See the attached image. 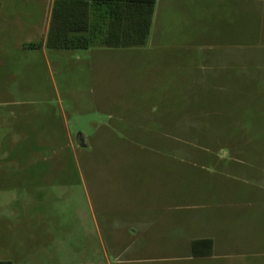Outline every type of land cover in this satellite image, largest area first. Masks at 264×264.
I'll list each match as a JSON object with an SVG mask.
<instances>
[{
    "label": "rangeland",
    "instance_id": "rangeland-1",
    "mask_svg": "<svg viewBox=\"0 0 264 264\" xmlns=\"http://www.w3.org/2000/svg\"><path fill=\"white\" fill-rule=\"evenodd\" d=\"M6 3L0 260L264 264V110L255 108L264 94H254L264 90V0H156L148 40L158 44L123 62L46 47V0ZM89 67L96 77L82 74ZM42 167L48 172H28ZM159 175L171 179L178 204L172 248L140 253L122 213ZM202 231L218 247L190 260L188 238ZM125 247L132 252L116 259L113 250Z\"/></svg>",
    "mask_w": 264,
    "mask_h": 264
},
{
    "label": "crops",
    "instance_id": "crops-1",
    "mask_svg": "<svg viewBox=\"0 0 264 264\" xmlns=\"http://www.w3.org/2000/svg\"><path fill=\"white\" fill-rule=\"evenodd\" d=\"M55 0H46L44 9V17L42 24V43H44L47 36L48 28L51 22V14L53 11V4ZM57 7V25L60 31L69 30L74 27H82L87 30L82 31L81 34L89 36L93 39V44L85 48L87 51H96L102 54L105 58L115 57L122 62L124 59L129 58L131 55L142 52L146 45L158 44V39H149L150 29L153 23V15L156 0L154 1L153 11L151 16V24L147 37L140 44V24L144 25L143 18L140 10H134L130 7H124L120 10L107 9L97 7L96 2L92 0H82L76 4H70L65 0H58ZM12 7L7 5L6 0H0V14L11 12ZM104 11V12H103ZM119 15V16H118ZM111 44L128 45V47H105L99 46L103 41ZM157 42V43H156ZM45 58L48 57L44 53ZM59 63L60 61L57 60ZM86 77H96L97 71L89 67L86 72L82 73ZM81 74V75H82ZM253 79H258L253 77ZM264 81V78H263ZM258 86V85H257ZM259 87V86H258ZM96 82L89 81L87 88L88 92H96ZM255 98H260L263 91H257L255 88ZM256 110H264V96L263 101H258L255 105ZM84 136V135H83ZM85 142L87 138L84 136ZM30 174L47 173L48 168L42 167L40 169H32L28 171ZM30 179L35 182L36 177L30 175ZM153 179V183H145L144 187L139 189L138 198H128L127 207L123 209L122 217L125 216L129 220L130 225L134 228L141 241L137 247L140 253H167L172 248L171 236L176 231V217H177V200L176 194L173 191V185L169 177L157 176L149 177ZM117 204V202H116ZM125 205V203H122ZM203 226V225H202ZM204 231L200 235L191 236L188 238L187 247L189 246L188 259H200L210 257L214 254L215 249L218 247L216 244L217 237L214 235H204ZM153 237L158 240L154 245L150 244L149 239ZM210 238L213 241L211 253L205 254L206 247H201V255H193L191 251V242L195 239ZM166 240L162 242V240ZM135 249V248H134ZM131 248H122L120 250H113L116 259H121L122 254L125 255L131 251Z\"/></svg>",
    "mask_w": 264,
    "mask_h": 264
},
{
    "label": "trees",
    "instance_id": "trees-1",
    "mask_svg": "<svg viewBox=\"0 0 264 264\" xmlns=\"http://www.w3.org/2000/svg\"><path fill=\"white\" fill-rule=\"evenodd\" d=\"M70 2V4H76L82 0H65ZM96 2L97 7H103L104 10L114 9L120 10L124 7H130L134 10H140V14L143 18L144 25L142 27V22L140 24V44L144 41L143 39L147 37L151 24V16L153 11V5L155 0H92ZM58 0L54 1L53 11L51 14V22L48 28L47 36L45 38L44 44L48 48L53 49H85L91 46H95L93 39L89 36L82 35L81 32L87 30L82 27H74L69 30L60 31L57 25V7ZM104 12V11H103ZM119 16V15H118ZM30 47H38L41 43H31ZM99 46L105 47H128V45H118L107 43L105 40L103 44ZM213 241L210 238L195 239L191 242V251L193 255H201V247H206L207 251L205 254L211 253V248ZM0 264H12L10 260H0Z\"/></svg>",
    "mask_w": 264,
    "mask_h": 264
},
{
    "label": "water",
    "instance_id": "water-1",
    "mask_svg": "<svg viewBox=\"0 0 264 264\" xmlns=\"http://www.w3.org/2000/svg\"><path fill=\"white\" fill-rule=\"evenodd\" d=\"M75 142L80 147L87 146V143L85 142V138L81 133H77L75 136Z\"/></svg>",
    "mask_w": 264,
    "mask_h": 264
}]
</instances>
